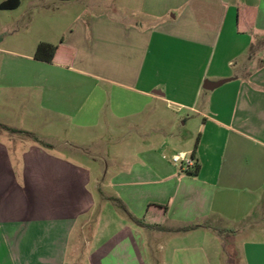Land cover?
<instances>
[{
    "label": "crops",
    "instance_id": "1",
    "mask_svg": "<svg viewBox=\"0 0 264 264\" xmlns=\"http://www.w3.org/2000/svg\"><path fill=\"white\" fill-rule=\"evenodd\" d=\"M144 3L135 24L84 11L52 63L20 60L0 47V108L11 109L9 90L29 89L36 124L45 114L66 128L88 129L110 97L125 99L130 116L155 105L192 112L202 137L193 167L179 170L154 149L132 155L138 162L116 177L114 197L101 192L102 200L119 199L133 216L166 229L204 226L148 230L149 244L170 246H162L158 264H218L222 242L240 264H264V60L245 77L235 74L233 61L250 49V38L264 36V0ZM204 91L210 94L202 107ZM8 120L0 115L1 125L19 129ZM179 154L189 152L172 157ZM195 166L198 174L189 175ZM93 177L54 145L0 127V264H151L128 217L105 236L112 221L100 211L98 229L88 233L98 205L91 182L103 190ZM151 183L157 189L144 190ZM248 227L249 240L236 243Z\"/></svg>",
    "mask_w": 264,
    "mask_h": 264
},
{
    "label": "rangeland",
    "instance_id": "2",
    "mask_svg": "<svg viewBox=\"0 0 264 264\" xmlns=\"http://www.w3.org/2000/svg\"><path fill=\"white\" fill-rule=\"evenodd\" d=\"M1 1L3 0H0V3ZM144 5V0H25L20 9L13 11L0 9V47L22 55L20 60H31L30 57L35 59L39 44L59 45L69 32L71 25L82 16L84 11H88L91 15L109 14L124 22L135 24L143 19ZM250 40V49L243 56L233 58L236 63L235 74L242 77H245L249 70L252 72L258 68L264 60V36L252 37ZM9 91L11 92L8 93L11 95V109L4 110L1 107L0 115L2 113L10 115L11 120L8 121L11 125L33 133L76 162L89 166L94 174L93 178L102 186L103 190L99 191L97 185L91 182L98 203L94 209L93 220L88 227V233L91 234L100 225L98 219L100 211H105L107 214L106 221H112L105 236L118 230V218L128 217L116 203L110 201L111 198L108 200L110 202L102 200L101 192L114 197L116 177L121 171L130 170L135 162H138L132 159V155H140L154 149L157 154L172 164L174 153L178 154L180 150L188 151V158H192L201 143V132L199 123L195 122V115L175 104L170 105V109L166 105L150 106L148 113L130 116L128 113L132 108L125 106V99L110 97L105 110L99 116L98 124L88 129L77 126L66 128L59 125L61 122L52 121L50 116L45 114H43L44 122L41 124L31 120L29 111L32 90ZM208 94L210 93L204 91L200 106H204ZM27 140L34 142L28 138ZM163 146L165 149H162ZM176 166L180 170L182 165L176 164ZM142 186L147 191H153L152 188L157 189V185L153 186L152 183ZM103 202L107 204L104 206ZM130 223L140 232L138 242L140 249L144 251V257L151 264H158L165 255L161 250L169 249V243L162 240L161 246L158 242L149 244L146 235L149 229L131 221ZM157 225L164 226V223ZM248 229L249 227L238 236L236 243L242 244L249 240L251 232ZM223 243L218 264H240L241 259L231 255L233 251L230 246L226 247L228 251L223 250L225 249ZM80 260H82L81 257L76 258V262Z\"/></svg>",
    "mask_w": 264,
    "mask_h": 264
},
{
    "label": "trees",
    "instance_id": "3",
    "mask_svg": "<svg viewBox=\"0 0 264 264\" xmlns=\"http://www.w3.org/2000/svg\"><path fill=\"white\" fill-rule=\"evenodd\" d=\"M22 1L23 0H7L0 5V9L3 11L16 10L21 6ZM62 1H70V0H62ZM240 15H241V10L238 13L239 19L241 17ZM59 50H60V47L57 45H52L49 43H41L38 45V48H37V51L35 54V59L37 61H41V62H45V63H52L54 61V59L56 58V55H57ZM0 127L12 135H18L21 137H25V138L33 140L34 142L38 143L39 145H41L43 147L52 148L51 144H49L46 141H43L42 139L38 138L37 136H35L31 132L10 128L8 126H4L1 124H0ZM198 170H199V168L197 166H195V171H189L188 174L191 176H195L198 174ZM112 201L114 203H116L127 214L128 218L131 222H133L134 224H136L140 227L149 229L151 231H158L159 230V231L169 232V233H188V232H192V231H195L199 228L204 227L203 225H190V226H186V227L178 228V229H166L163 226H159L157 224H155V225L148 224L144 220L138 219L137 217L133 216L128 211L126 206L122 203V201H120L119 199H113Z\"/></svg>",
    "mask_w": 264,
    "mask_h": 264
},
{
    "label": "built area",
    "instance_id": "4",
    "mask_svg": "<svg viewBox=\"0 0 264 264\" xmlns=\"http://www.w3.org/2000/svg\"><path fill=\"white\" fill-rule=\"evenodd\" d=\"M174 164H181L182 167H193L194 161L191 158H188L185 154H179L172 158Z\"/></svg>",
    "mask_w": 264,
    "mask_h": 264
},
{
    "label": "water",
    "instance_id": "5",
    "mask_svg": "<svg viewBox=\"0 0 264 264\" xmlns=\"http://www.w3.org/2000/svg\"><path fill=\"white\" fill-rule=\"evenodd\" d=\"M227 81L228 80H224V81H220V82H207L204 86V89L207 91H212V90L222 86Z\"/></svg>",
    "mask_w": 264,
    "mask_h": 264
}]
</instances>
